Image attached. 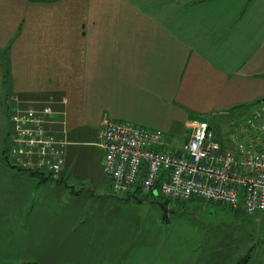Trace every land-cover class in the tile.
I'll return each mask as SVG.
<instances>
[{
    "label": "crops",
    "instance_id": "obj_1",
    "mask_svg": "<svg viewBox=\"0 0 264 264\" xmlns=\"http://www.w3.org/2000/svg\"><path fill=\"white\" fill-rule=\"evenodd\" d=\"M14 97L50 110L45 127L67 141L58 177L11 164ZM262 106L264 0H0V264H196L163 234L138 254L121 246L114 214L72 210L87 190L74 187L57 212V183L82 185L95 161L104 173L97 131L108 119L168 140L207 120L225 144Z\"/></svg>",
    "mask_w": 264,
    "mask_h": 264
},
{
    "label": "built area",
    "instance_id": "obj_2",
    "mask_svg": "<svg viewBox=\"0 0 264 264\" xmlns=\"http://www.w3.org/2000/svg\"><path fill=\"white\" fill-rule=\"evenodd\" d=\"M8 157L19 169L56 178L64 169L65 145L45 127L49 109L22 107L14 97ZM103 170L116 194L140 191L165 200L191 201L264 212V106L234 123L222 144L207 120L198 121L182 141L128 121L108 119L98 131Z\"/></svg>",
    "mask_w": 264,
    "mask_h": 264
},
{
    "label": "rangeland",
    "instance_id": "obj_3",
    "mask_svg": "<svg viewBox=\"0 0 264 264\" xmlns=\"http://www.w3.org/2000/svg\"><path fill=\"white\" fill-rule=\"evenodd\" d=\"M216 121L212 120L215 129L218 127ZM195 126L196 123L189 124L186 133L194 130ZM223 126L229 129L230 124ZM185 131H179L174 140L182 141L186 137ZM105 175L100 163L95 161L82 185L57 183L59 194L55 210H63L66 196L74 187L83 192L87 190L83 198L72 199V210L76 211L81 206L82 212L88 214H114L113 228L119 231L121 246L126 245L130 252L135 250L138 254L157 245L163 234V243L172 241L176 248L182 247L185 263L205 264L207 254H212L213 261L221 264H238L247 255L246 264H264V212L248 214L241 206L215 207L198 198L166 203V207L164 198L158 193L141 195L140 199H126L114 192L111 180ZM160 220H163V226ZM86 223L88 227L96 228L99 221L87 219ZM131 260L138 262V255L132 259L129 255L119 264H128Z\"/></svg>",
    "mask_w": 264,
    "mask_h": 264
},
{
    "label": "trees",
    "instance_id": "obj_4",
    "mask_svg": "<svg viewBox=\"0 0 264 264\" xmlns=\"http://www.w3.org/2000/svg\"><path fill=\"white\" fill-rule=\"evenodd\" d=\"M32 1H54V0H32ZM8 161H9V160H8ZM31 172H32L33 174H35V175H36V173H38V172H36V171H31ZM128 195H136V196L139 197L138 199H140V196L143 195V194L140 193V191H135V192H132V193H128L125 197H127ZM164 200H165V199H164ZM166 203L169 204V201L165 200V202L163 203V205L167 207ZM248 258H249V255L245 256L244 258H242V259L238 262V264H246V262L248 261Z\"/></svg>",
    "mask_w": 264,
    "mask_h": 264
},
{
    "label": "water",
    "instance_id": "obj_5",
    "mask_svg": "<svg viewBox=\"0 0 264 264\" xmlns=\"http://www.w3.org/2000/svg\"><path fill=\"white\" fill-rule=\"evenodd\" d=\"M131 198L138 199L139 197L136 196V195H128V196L126 197V199H131Z\"/></svg>",
    "mask_w": 264,
    "mask_h": 264
}]
</instances>
